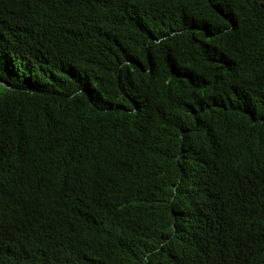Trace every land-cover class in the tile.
Returning <instances> with one entry per match:
<instances>
[{"label": "trees", "instance_id": "trees-1", "mask_svg": "<svg viewBox=\"0 0 264 264\" xmlns=\"http://www.w3.org/2000/svg\"><path fill=\"white\" fill-rule=\"evenodd\" d=\"M12 191L0 264H264V0H0Z\"/></svg>", "mask_w": 264, "mask_h": 264}, {"label": "clouds", "instance_id": "clouds-1", "mask_svg": "<svg viewBox=\"0 0 264 264\" xmlns=\"http://www.w3.org/2000/svg\"><path fill=\"white\" fill-rule=\"evenodd\" d=\"M32 202L21 191H12L0 201V230L10 231L18 225L17 216L24 203ZM30 260V259H29Z\"/></svg>", "mask_w": 264, "mask_h": 264}]
</instances>
